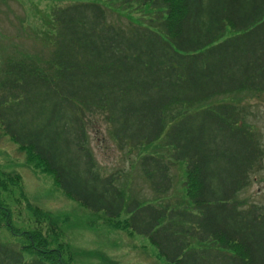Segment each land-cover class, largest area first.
Instances as JSON below:
<instances>
[{"label":"trees","instance_id":"obj_1","mask_svg":"<svg viewBox=\"0 0 264 264\" xmlns=\"http://www.w3.org/2000/svg\"><path fill=\"white\" fill-rule=\"evenodd\" d=\"M105 4L52 8L47 56L0 59L2 132L66 196L147 236L166 264H264V195H239L264 168V143L247 99L235 100L264 97V0H123L142 12L126 25ZM96 123L133 152L147 202L101 172L87 135ZM22 182L0 171V229L12 239L0 240V264H73Z\"/></svg>","mask_w":264,"mask_h":264},{"label":"rangeland","instance_id":"obj_2","mask_svg":"<svg viewBox=\"0 0 264 264\" xmlns=\"http://www.w3.org/2000/svg\"><path fill=\"white\" fill-rule=\"evenodd\" d=\"M78 0H0V59L33 55L44 58L50 45L51 22L49 11L56 6L77 3ZM106 3L108 19L122 25L136 20L142 13L134 6H125L123 0H83ZM112 10V11H111ZM127 19V20H126ZM236 98L248 105L249 121L261 130L264 143V97ZM249 102V104H248ZM89 146L101 172L120 173L119 187L131 198L147 202L153 197L139 168L132 162L133 152L120 150L108 136L105 125L96 123L87 130ZM128 169L131 170V174ZM0 171L18 173L27 199L43 207L48 218L63 232L68 242L73 264H166L164 255L158 254L156 245L142 234L126 232L107 221L103 211H93L80 201L65 195L52 174L38 170L28 161L26 152L18 147L0 128ZM184 164L175 163L172 176L179 180ZM179 190H177L178 192ZM249 200L263 201L264 168L252 175V180L240 194ZM128 216L123 212L120 219ZM14 221L17 219L14 218ZM0 240L11 241L5 229H0Z\"/></svg>","mask_w":264,"mask_h":264}]
</instances>
